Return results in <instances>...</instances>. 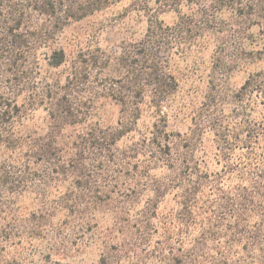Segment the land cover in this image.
Instances as JSON below:
<instances>
[{
  "label": "trees",
  "instance_id": "1",
  "mask_svg": "<svg viewBox=\"0 0 264 264\" xmlns=\"http://www.w3.org/2000/svg\"><path fill=\"white\" fill-rule=\"evenodd\" d=\"M123 1L119 53L66 35ZM92 255L264 264V0H0V264Z\"/></svg>",
  "mask_w": 264,
  "mask_h": 264
},
{
  "label": "rangeland",
  "instance_id": "2",
  "mask_svg": "<svg viewBox=\"0 0 264 264\" xmlns=\"http://www.w3.org/2000/svg\"><path fill=\"white\" fill-rule=\"evenodd\" d=\"M126 5V1L120 2L80 22L74 23L66 30V35L71 36L79 32L90 33V37L94 40V43L99 44L102 48H110L119 53L121 50V43L130 37L140 36L145 31L147 25L145 17L135 13L127 14L125 11ZM162 18L166 22H173L176 18V14L170 12L163 15ZM197 69L198 67H189L184 63L176 65L175 70L181 79V93H185L191 87L198 85V80L202 75V69L199 68L198 71ZM246 76L247 73L244 71L235 72L230 79V85L233 88L239 87L244 82ZM112 110L113 109H111V112ZM112 114L114 119L116 111H113L111 115ZM147 122L148 118H144L140 122V126H144V123ZM95 261L96 255H92L91 257L89 256L83 264H93Z\"/></svg>",
  "mask_w": 264,
  "mask_h": 264
}]
</instances>
